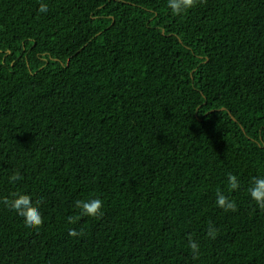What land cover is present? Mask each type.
I'll list each match as a JSON object with an SVG mask.
<instances>
[{
	"label": "trees",
	"instance_id": "trees-1",
	"mask_svg": "<svg viewBox=\"0 0 264 264\" xmlns=\"http://www.w3.org/2000/svg\"><path fill=\"white\" fill-rule=\"evenodd\" d=\"M167 4L0 0V264H264V0Z\"/></svg>",
	"mask_w": 264,
	"mask_h": 264
},
{
	"label": "clouds",
	"instance_id": "clouds-1",
	"mask_svg": "<svg viewBox=\"0 0 264 264\" xmlns=\"http://www.w3.org/2000/svg\"><path fill=\"white\" fill-rule=\"evenodd\" d=\"M207 0H168L167 7L172 11L174 15H180L196 7L198 4H206ZM39 11L46 12L47 5L42 4ZM23 177L17 171L9 177V182H16L22 180ZM227 180L229 188L233 191L238 190L240 184L237 176L232 173L227 174ZM248 193L255 204L262 210H264V177H254L251 182V187L248 189ZM0 204H3L5 208L10 211H14L17 215L23 217L26 227L31 229H39L44 224V218L40 213L39 207L32 203V198L29 195L22 193H13L11 198H0ZM216 205L225 212L237 210V206L234 201L230 200L222 192L216 194ZM76 208L80 209L81 215L89 217H99L102 215L103 202L99 198L83 201L78 200L75 202ZM79 217L68 218V223L74 224ZM69 236L77 237L82 236L83 230L79 232L75 229H69ZM218 232L214 228H209L208 237L210 239H216ZM188 247L192 252V258L198 259L200 256V245L196 242L192 236L188 237Z\"/></svg>",
	"mask_w": 264,
	"mask_h": 264
}]
</instances>
